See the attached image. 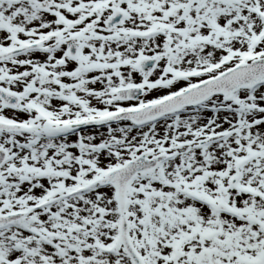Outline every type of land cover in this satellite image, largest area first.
Here are the masks:
<instances>
[{
  "label": "snow or ice",
  "instance_id": "1",
  "mask_svg": "<svg viewBox=\"0 0 264 264\" xmlns=\"http://www.w3.org/2000/svg\"><path fill=\"white\" fill-rule=\"evenodd\" d=\"M0 264H264V0H0Z\"/></svg>",
  "mask_w": 264,
  "mask_h": 264
}]
</instances>
